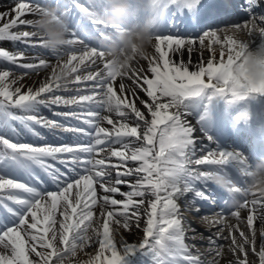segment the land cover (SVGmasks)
<instances>
[{"label":"snow or ice","instance_id":"6c2138e0","mask_svg":"<svg viewBox=\"0 0 264 264\" xmlns=\"http://www.w3.org/2000/svg\"><path fill=\"white\" fill-rule=\"evenodd\" d=\"M153 2L154 52L139 57L147 69L132 65L123 73L97 43L108 32L102 21L89 18L100 7L97 0H18L0 12V41L26 46L16 53L0 49V58L22 70L19 76L0 70V264H55L77 249L88 256L82 264H122L118 249L126 255L137 246L154 264H206L198 242L206 241L200 246L220 257L224 245L218 241L229 239L235 259L228 264H251L249 247L264 264V231L257 251L254 227L264 226V197L244 191L243 173L251 165L232 151L205 148L198 155L180 116L182 102L205 91L228 102L264 95V80L253 84L235 71L254 33L256 48H264V14L255 11L260 2L247 0L248 19L233 23L225 21L234 15L236 0ZM50 11L67 30L65 46L51 52L34 33L33 20L24 18ZM21 26L24 30L13 31ZM232 30L246 32L249 40L232 39ZM37 48L55 62L29 57ZM61 67L70 75L62 78ZM49 69L38 87L21 83ZM49 135L62 142H49ZM26 137L40 143L23 142ZM230 162L239 171L230 179L243 193L240 207L229 205L230 197L209 179L224 174ZM206 207L214 212L203 211ZM241 210L247 211L251 235L227 225L224 236L225 217L240 221ZM188 215L219 227L198 232ZM133 226L143 232L136 245L122 234ZM94 245V254L86 251Z\"/></svg>","mask_w":264,"mask_h":264},{"label":"clouds","instance_id":"9594fccd","mask_svg":"<svg viewBox=\"0 0 264 264\" xmlns=\"http://www.w3.org/2000/svg\"><path fill=\"white\" fill-rule=\"evenodd\" d=\"M100 7L94 10L90 19L102 21L107 27V34L98 39L97 43L103 49L106 59L111 62L117 72H127L136 58L148 53L153 46V0H97ZM137 19H133V16ZM33 20V31L43 38L46 49L56 51L66 44V22L62 18H53L52 11L48 14L38 13ZM255 30V29H254ZM240 30H232V39L245 42L240 38ZM247 81L255 84L264 80V48H245L241 57V65L235 69ZM58 74L65 78L70 70L58 68ZM241 159L246 160L244 156ZM246 183L244 191L250 196L256 194L264 197V158L251 164L243 173ZM210 182L220 191L230 197V205L240 207L241 191L235 188L231 179L221 173L210 176ZM264 231V226L260 229ZM80 250L68 253L55 264H82Z\"/></svg>","mask_w":264,"mask_h":264},{"label":"bare ground","instance_id":"6f19581e","mask_svg":"<svg viewBox=\"0 0 264 264\" xmlns=\"http://www.w3.org/2000/svg\"><path fill=\"white\" fill-rule=\"evenodd\" d=\"M2 1L3 0H0V12L6 11V10H10L12 8L13 4L9 5L8 7H5L2 4ZM24 18L25 19H34L35 16L27 15ZM0 26H2V25H0ZM20 30H24L23 26H21L18 29H13V31H20ZM247 41H245V42H247ZM254 41H255V39H254V35H253V42ZM251 48H254V47H251ZM0 49L9 51L11 53H16L17 52L16 47L13 46L10 41H0ZM153 52H154L153 47H150L148 49V53L151 54ZM34 54L41 55L40 48L35 49L30 54V56H33ZM204 56H205V59H207L208 58V53L205 52L204 53ZM185 59H187V54H185ZM0 60H3V59L0 58ZM192 60L193 61L196 60V56L195 55H193ZM10 66L11 65L8 64L6 61H4V60L3 61H0V70H4L5 68L10 69L9 68ZM133 66L142 67L146 71V69H147V61H145L142 58H137V60H134L133 61ZM190 70H196V69L190 68ZM49 72H50V69L47 72L42 70L38 75L32 74V75H30L28 77H25L21 81V83L23 85H25V86L38 87L39 84H40V82H41V80L43 78H45L49 74ZM13 73H14V76L21 75L20 72H18V71H13ZM118 85H119V78L115 82L114 87H117L118 88ZM17 86H19V85H17ZM205 92L208 93V91H205ZM201 95H202V93L199 96H201ZM199 96L186 98L182 102V104L180 106V116H181L183 122L185 124H187L188 127L191 129L192 135L194 137V146L197 147L196 151H198V155L199 154H202V153H199V151H202L204 148H206L208 146V144H207L206 140L204 139L205 136H206L205 135V126L202 123L203 121L199 122L198 120H195V118H194L195 111H197V112L203 111V113H201V114L202 115H205V113H206V117L205 118H207L208 120H211L213 118V116L214 115H218L220 113V111H225L226 109H227V111L228 110H231V107H229V105L232 103V102L224 101L223 98H222L221 101H219V97H218L216 100L211 101L210 104L208 103L209 105L207 104L208 106H206V110L204 111L203 110L204 109V106H201V107H198L197 106L199 104V100H197V98ZM256 96L264 97V95H261V94H250V95H248L245 98V101L242 102V103H246L247 102V98H253V97H256ZM139 97H140V99L148 100V98L146 97V95L143 92H140L139 93ZM194 104H196V106ZM137 105H138V107L141 108L142 111H145L146 112V109L143 108V105H140L139 104V100H137ZM53 110H56V109L54 108ZM42 114H43V110H42ZM105 126H108V125H105ZM108 127H110V126H108ZM48 140L50 141L49 136H48ZM238 140H239V137L236 135V137L234 138L235 143H237ZM25 141L26 142H35V143H38V140L33 141L31 138H27V137L25 138ZM219 145H221V143H219ZM220 149H221V151H232V152H235V150L233 148H225V147H222ZM230 165L231 164L229 163L228 165H225L224 167H229ZM224 174H226V176H228L227 173L224 172ZM124 190H127V189H124ZM116 198L117 199H120L121 197L117 196ZM250 198L251 197H249V199ZM204 209H208V207H206ZM95 211L97 212V214L99 213V209L98 208ZM246 216H247V211L246 210H241V218H245ZM228 219H229V217H228ZM234 219L236 220V218H234ZM234 219L231 220V225L234 224ZM237 222H238L237 225L240 227V224L241 223L239 221H237ZM225 223H226V221H225ZM192 226L198 232H200L201 229L196 224H194L193 222H192ZM142 227H143V221H141V228ZM218 227L219 226H217V229H218ZM57 228H58V225H57ZM224 228H225V226H224ZM217 229H213V228L209 227L207 231L214 233ZM241 230H243V229H241ZM203 232H206V231H203ZM259 232H260V227L258 228L257 235H256L257 251H259V241H260ZM245 233L247 235H249V236L251 235L248 232V230ZM122 234H123L126 242H128L131 245H136L143 238V232H142V230L137 229L135 226H133L129 231L122 232ZM227 234H228L227 233V230L225 229L223 235L224 236H227ZM188 235L191 236V232L190 231H189ZM234 235H236L238 237V233H235L234 232ZM117 239H119V237ZM227 241L230 242V239L227 240ZM186 242H191V241H186ZM200 243H202L204 245L207 244L206 241H203V242H200ZM97 248H98V245H94L93 248L86 249V251L91 252V254H94L95 253V250ZM0 251H3V249L0 248ZM118 251H120V254L123 256L122 264H154V262H153V260L151 258V254L150 253H147L146 249H139L138 246L137 247H134L133 251L129 252L126 255H125V250L123 248L118 249ZM248 251H249L248 260L251 262V264H259L258 257L254 253L251 252V248L250 247H249ZM199 252H201L203 254L202 255V259H204L205 262L206 261H213V259L216 257L214 252L209 251L208 248L207 247H204V246L202 247L201 251H199ZM31 258L36 259L35 256H34V254L32 255ZM80 258L82 260H84V259H87L88 256L85 255L84 253H80ZM227 259H231L233 261L235 259V257L230 253V251H223L222 252V255L219 257V264H228V262H225Z\"/></svg>","mask_w":264,"mask_h":264},{"label":"rangeland","instance_id":"374dc122","mask_svg":"<svg viewBox=\"0 0 264 264\" xmlns=\"http://www.w3.org/2000/svg\"><path fill=\"white\" fill-rule=\"evenodd\" d=\"M14 2H18V0H4V4L3 5H5L6 7H8L9 5H11V4H13ZM12 43V45L13 46H15L16 47V50L18 51V50H24L25 48H26V46H25V44H23V43H21V42H11ZM256 43H257V41H256ZM255 43V44H256ZM31 50H29L28 52H27V54H29V52H30ZM43 56H42V58H44V59H46V60H48V61H50V62H55V58L51 55V53H49V52H46V51H44L43 50ZM0 61H3V60H0ZM12 71H18V72H20V74H21V72H22V70H20V69H18V68H16V66L15 65H11L10 67H9ZM43 110V114L44 115H46V116H51V113H49L48 112V110L47 109H42ZM24 140V139H23ZM62 141H60V143H61ZM38 143H40V142H38ZM53 143H56V142H53ZM51 190V189H50ZM240 223H241V227L242 228H244V230H247V224H246V219H244V218H242L241 220H240ZM244 224H246V225H244ZM228 224L226 223L224 226H227ZM254 227H258V225H255L254 224ZM239 239V238H238ZM218 243H220V244H223V245H227V242L226 241H224V240H221V241H218ZM228 244H229V242H228ZM198 250H200L201 248H202V246H200V244L198 243ZM222 249H224V247L222 248ZM221 249V250H222ZM227 251H229L228 249H227ZM217 261H218V264H219V257H215L214 259H213V264H217ZM229 261H232L231 259H227V261H225V262H229ZM206 264H207V261H206Z\"/></svg>","mask_w":264,"mask_h":264}]
</instances>
